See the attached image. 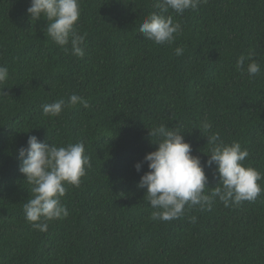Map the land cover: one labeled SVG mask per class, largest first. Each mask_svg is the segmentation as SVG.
Instances as JSON below:
<instances>
[{
	"label": "trees",
	"instance_id": "trees-1",
	"mask_svg": "<svg viewBox=\"0 0 264 264\" xmlns=\"http://www.w3.org/2000/svg\"><path fill=\"white\" fill-rule=\"evenodd\" d=\"M153 3L80 0L77 29L87 33L80 58L46 38L45 20L30 22V0H0V66L9 69L0 85V264H264V192L238 206L217 202L210 212L186 208L177 220L152 221L137 187L147 163L139 173L134 167L156 150L149 129L161 123L185 131L204 163L207 138L193 128L207 118L225 142L248 150L245 166L264 174V0L170 10L183 28L171 45L138 32L157 11ZM250 53L261 66L255 77L236 67ZM72 94L88 107L43 114V104ZM29 135L57 146L82 141L91 157L80 186L65 185L69 216L46 232L23 212L30 186L18 149ZM215 167L204 169L209 188Z\"/></svg>",
	"mask_w": 264,
	"mask_h": 264
},
{
	"label": "clouds",
	"instance_id": "clouds-1",
	"mask_svg": "<svg viewBox=\"0 0 264 264\" xmlns=\"http://www.w3.org/2000/svg\"><path fill=\"white\" fill-rule=\"evenodd\" d=\"M208 0H154L157 11L149 13L139 25V33L156 45H171L182 34V25L174 22L170 10L182 15L186 10H197ZM30 22L45 20L46 38L55 45L70 50L71 54L82 58L87 33L81 34L77 22L81 16L80 0H30L26 10ZM70 46V48H69ZM183 47H176L174 54L179 57ZM247 67L245 68V62ZM241 73L249 77L258 76L261 66L253 59V54L241 56L236 64ZM9 80V69L0 66V85ZM4 89V88H3ZM0 89V94H5ZM88 103L79 95L72 94L67 102L61 98L42 105V112L48 117H58L69 106ZM193 129H198L201 137L207 138V157L202 163L200 156L193 154L192 145L186 142L179 128H169L161 123L149 129L156 150L145 154L142 161L134 167L139 173L144 163L147 171L140 176L137 184L144 190V197L151 205L152 221L169 222L186 214L187 209L197 208L201 212H210L217 202L225 208L238 206L245 201L253 202L264 192L258 183L264 180V174L244 161L249 156L239 141L225 142L213 124L207 118ZM201 151V150H199ZM202 152V151H201ZM204 153V152H203ZM19 172L30 186L27 202L23 204L26 222L33 229L46 232L49 222L63 220L69 211L61 198L66 194L65 185L79 187L86 169L91 167V157L86 153L84 142L68 143L66 146L51 145L42 142L35 135H29L27 146L18 149ZM216 166L213 176L217 178L215 187L209 188L205 166ZM196 222V217H189Z\"/></svg>",
	"mask_w": 264,
	"mask_h": 264
}]
</instances>
